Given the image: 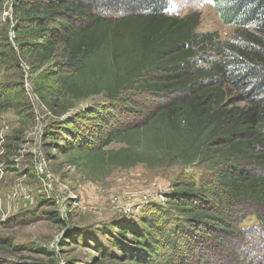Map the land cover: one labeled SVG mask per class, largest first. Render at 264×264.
Here are the masks:
<instances>
[{
	"label": "trees",
	"instance_id": "1",
	"mask_svg": "<svg viewBox=\"0 0 264 264\" xmlns=\"http://www.w3.org/2000/svg\"><path fill=\"white\" fill-rule=\"evenodd\" d=\"M109 4L107 14L98 11ZM212 4L219 20L234 26L230 41L198 32L199 12L167 15L169 0L14 5L20 19L14 33L24 51L39 63L61 57L60 69L49 70L35 85L46 104L57 96L101 95L114 110L106 117L101 107L86 109L106 133L78 154L114 169L179 163L203 165L212 173L214 182L207 187L181 185L167 197L181 221L165 214L142 220L147 233L129 232L133 245L127 250L112 241L123 248L122 260L113 264H185L190 258L195 264L264 263L259 231L246 232L255 239L236 250L229 247L227 254L202 252L207 244L226 249L224 235H243L240 225L230 226L222 206L264 211V0ZM46 84L56 85V91ZM116 143L123 147L105 150ZM127 233L120 230L122 240Z\"/></svg>",
	"mask_w": 264,
	"mask_h": 264
},
{
	"label": "rangeland",
	"instance_id": "2",
	"mask_svg": "<svg viewBox=\"0 0 264 264\" xmlns=\"http://www.w3.org/2000/svg\"><path fill=\"white\" fill-rule=\"evenodd\" d=\"M17 1L0 0V105L10 92L8 106L0 109V264L118 263L123 248L119 250L112 241L127 250L133 245L129 232L147 233L140 226L142 220L165 214L181 221L169 209L167 197L181 185L195 190L207 187L214 182L212 173L203 165L179 163L114 169L89 163L78 154L77 150L100 142V133H106L97 120L88 118L86 109L101 107L106 117L114 110L109 111V102L101 95L85 100L57 96L51 106L46 104L47 98L39 95L36 86L49 70L60 69L61 57L39 63L24 51L14 33L20 23ZM169 1L167 15L199 12L198 32H216L221 42L231 40L234 26L219 20L212 0ZM109 5L98 11L107 14L106 9L113 6ZM46 86L56 91V85ZM121 147L116 143L105 150ZM221 208L230 226L240 225L243 235H224L226 249L215 250L207 244L202 252L227 254L229 247L236 250L255 239L245 236L246 232L259 231L264 253V211L238 204ZM156 223L160 225L159 220ZM121 229L128 232L126 240L119 236ZM187 263L196 260L190 258Z\"/></svg>",
	"mask_w": 264,
	"mask_h": 264
}]
</instances>
